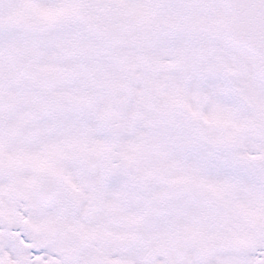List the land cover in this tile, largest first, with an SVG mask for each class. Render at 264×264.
Segmentation results:
<instances>
[{
    "label": "snow or ice",
    "instance_id": "obj_1",
    "mask_svg": "<svg viewBox=\"0 0 264 264\" xmlns=\"http://www.w3.org/2000/svg\"><path fill=\"white\" fill-rule=\"evenodd\" d=\"M0 264H264V0H0Z\"/></svg>",
    "mask_w": 264,
    "mask_h": 264
}]
</instances>
